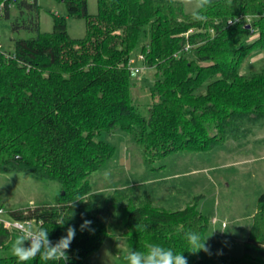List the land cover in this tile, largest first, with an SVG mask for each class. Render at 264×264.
Instances as JSON below:
<instances>
[{
	"label": "trees",
	"instance_id": "trees-1",
	"mask_svg": "<svg viewBox=\"0 0 264 264\" xmlns=\"http://www.w3.org/2000/svg\"><path fill=\"white\" fill-rule=\"evenodd\" d=\"M63 1L70 16L86 18L84 37H72L59 15L53 30L42 33L38 0H0L12 31L32 34L14 36L9 57L0 50V172L22 171L60 186L54 202L8 214L41 222L53 244L76 228L68 260L47 264H86L111 235L110 216L124 221L132 250L159 244L183 252L188 264H264V192L241 255L215 252L208 240L209 253H191L183 233L203 240L209 227L195 202L177 210L151 199L145 205L135 197L147 193L130 200L134 185L106 199L90 180L115 157L116 147L100 139L104 132L132 139L150 165L183 151L219 148L246 121L264 119V62L242 71L264 50V0H212L204 23L169 0H98L96 14L87 0ZM251 29L258 36L247 41ZM140 54L136 65L156 70L155 81L142 79L147 113L133 95L139 73L133 76L130 59ZM84 220L92 223L82 230ZM15 236L0 221V264H18L11 254ZM27 264L46 262L37 256Z\"/></svg>",
	"mask_w": 264,
	"mask_h": 264
},
{
	"label": "rangeland",
	"instance_id": "rangeland-1",
	"mask_svg": "<svg viewBox=\"0 0 264 264\" xmlns=\"http://www.w3.org/2000/svg\"><path fill=\"white\" fill-rule=\"evenodd\" d=\"M38 2L42 33L53 30L54 15H59L66 17L67 30L72 37L85 36L86 18L70 16L65 1ZM87 2L89 13L96 14L98 0ZM184 10L190 13L186 8ZM248 21L251 22L252 18ZM30 35L25 31L13 32L11 19L0 15V50L6 52L5 56L9 57L14 51V36ZM257 36L254 30L246 39L251 41ZM137 57L132 56L136 60ZM258 62H264V50L246 60L242 71L250 70ZM139 66L143 70L134 81V102L141 112L147 113L146 103L150 95L142 79L147 77L155 81L156 70L142 63ZM100 139L116 147L115 157L90 175L94 189L103 197L115 192L118 187L134 185L133 191L130 190V200L137 194L147 193L146 197H135L138 203L143 202L145 205L150 202L165 210H177L195 202L208 216L206 237L209 236L207 240L211 250L235 255L244 252L249 227L257 212L258 198L264 192V119L246 121L243 129L235 130L224 144L217 145L219 148L200 152L183 151L150 165L144 163L140 147L129 137L104 132ZM226 162L228 166H218ZM208 166L217 167L207 172L205 168ZM193 169H202V172H189ZM141 184L143 187L139 186ZM59 191L60 186L56 180L38 179L22 171L0 172V201L4 205L0 209L7 211L1 217L7 218L9 209L54 202ZM196 195L200 196L194 198ZM106 219L109 221L111 235L99 250L86 258V264H125L124 256L128 249H132L128 245V230L124 221L112 216ZM11 233L18 234L16 231Z\"/></svg>",
	"mask_w": 264,
	"mask_h": 264
},
{
	"label": "clouds",
	"instance_id": "clouds-1",
	"mask_svg": "<svg viewBox=\"0 0 264 264\" xmlns=\"http://www.w3.org/2000/svg\"><path fill=\"white\" fill-rule=\"evenodd\" d=\"M169 2L180 4L189 10L192 19L200 23L207 21L208 17L205 13L212 4V0H169ZM56 222L61 226L64 224L63 219ZM91 223V221L84 220L80 227L83 230L89 227ZM75 235L76 228L69 226L66 229V235L53 244L46 229L43 227L34 228L31 223L24 222L11 244V254L16 258L18 264H27V262L35 260L37 256L46 264L49 261L66 262L68 260L67 253ZM208 237L202 240L195 232L183 233V238L189 244V252L191 253H199L200 251L209 253L210 249L206 243ZM26 241L29 242L27 247L25 246ZM124 261L125 264H188L183 252L176 253L171 248L159 244L150 245L146 252L128 249Z\"/></svg>",
	"mask_w": 264,
	"mask_h": 264
},
{
	"label": "built area",
	"instance_id": "built-area-1",
	"mask_svg": "<svg viewBox=\"0 0 264 264\" xmlns=\"http://www.w3.org/2000/svg\"><path fill=\"white\" fill-rule=\"evenodd\" d=\"M240 18H237L236 20L233 19H229V23L233 24L235 21L239 20ZM251 19L250 17H247V20ZM251 31H254V29H251ZM0 48H1V44H0ZM6 53V52H5ZM137 59L143 60L144 59V55L140 54L138 55ZM130 65L132 67V71L137 74L142 72L143 67L136 65V59L135 58H131L130 59ZM7 213V211L3 208L0 209V221L4 224V226L9 229L11 232L12 231H16L18 232V229L20 227L23 226L24 222H28L31 223V225L34 228H39V224H41V222H37L35 219H26V220H18V219H14L12 218L10 215L7 218L1 217L3 214ZM2 214V215H1Z\"/></svg>",
	"mask_w": 264,
	"mask_h": 264
},
{
	"label": "crops",
	"instance_id": "crops-1",
	"mask_svg": "<svg viewBox=\"0 0 264 264\" xmlns=\"http://www.w3.org/2000/svg\"><path fill=\"white\" fill-rule=\"evenodd\" d=\"M221 165L225 167V166H228V163L226 162V163L220 164V165H218V166H221ZM215 167H217V166H208L207 168H205V170H206L207 172H210V169H211V168L214 169ZM192 171L195 172V173H200V172H202V169H193V170H191V171H189V172H192ZM187 173H188V172H187ZM28 243H29V242H27V241L25 242V246H26V247L28 246Z\"/></svg>",
	"mask_w": 264,
	"mask_h": 264
},
{
	"label": "water",
	"instance_id": "water-1",
	"mask_svg": "<svg viewBox=\"0 0 264 264\" xmlns=\"http://www.w3.org/2000/svg\"><path fill=\"white\" fill-rule=\"evenodd\" d=\"M247 27L249 28L250 27V24L249 25H247ZM133 76H135V73L133 72Z\"/></svg>",
	"mask_w": 264,
	"mask_h": 264
}]
</instances>
